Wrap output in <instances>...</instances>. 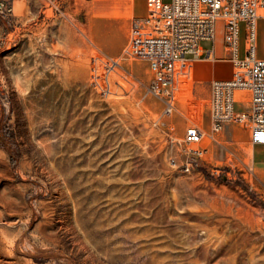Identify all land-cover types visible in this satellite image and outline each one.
Segmentation results:
<instances>
[{
	"label": "rangeland",
	"instance_id": "rangeland-1",
	"mask_svg": "<svg viewBox=\"0 0 264 264\" xmlns=\"http://www.w3.org/2000/svg\"><path fill=\"white\" fill-rule=\"evenodd\" d=\"M6 1L0 264H264L248 124L184 142L190 105L208 113V99L185 91L187 78L169 114L148 92L147 62L122 54L131 0H28L21 15ZM136 5L144 12L145 0ZM256 34L264 58V19ZM96 56L117 63L108 96L92 76Z\"/></svg>",
	"mask_w": 264,
	"mask_h": 264
},
{
	"label": "built area",
	"instance_id": "built-area-1",
	"mask_svg": "<svg viewBox=\"0 0 264 264\" xmlns=\"http://www.w3.org/2000/svg\"><path fill=\"white\" fill-rule=\"evenodd\" d=\"M145 5L146 16L132 23L122 54L147 62L151 75L147 90L164 102L165 112L169 114L175 109L173 104L180 84L190 78L192 59L187 55L197 58L198 42L213 40L216 23L222 24L223 39L233 65L232 75L229 80L211 83L208 129L203 101L190 105L195 112L185 129L184 142L195 145L204 137L213 139L226 124L247 123L251 143L264 144V59L255 56V23L264 9V0H145ZM10 12V2L0 0V14ZM239 22L246 24L241 59L237 57ZM115 65L113 60L93 58L92 76L102 95L110 94L107 75ZM236 97L248 102V109L236 111ZM189 151L193 158H198L203 149ZM190 168L191 164L187 163L184 170Z\"/></svg>",
	"mask_w": 264,
	"mask_h": 264
},
{
	"label": "crops",
	"instance_id": "crops-1",
	"mask_svg": "<svg viewBox=\"0 0 264 264\" xmlns=\"http://www.w3.org/2000/svg\"><path fill=\"white\" fill-rule=\"evenodd\" d=\"M28 0H15V11L18 14L25 12L24 6ZM144 12L138 13L136 0H131V20L140 21L146 16V5H144ZM264 19V9L260 11L259 17L256 19V31L258 22ZM132 23V22H131ZM244 22L238 23V38H237V57L241 59L244 55V37H245ZM257 35V34H256ZM199 56L193 58L187 55L191 60L190 82L185 85V91L189 89L192 95L199 98H207L210 96L211 83L213 81H226L231 78L233 65L229 58V50L223 39V29L220 22L216 23V29L213 40H200L198 42ZM256 56V52H255ZM257 58V57H256ZM264 59V58H258ZM237 94V93H236ZM240 100V98L236 101ZM242 101V100H241ZM236 103V102H235ZM236 111H238L235 108ZM244 111V110H243ZM207 113V112H206ZM208 116V114H207ZM208 129V124L206 125ZM250 137V134H249ZM208 137H204L198 144L205 142ZM205 147V146H202ZM252 173L255 177L257 186L264 188V144H257L253 150L252 156ZM258 189V187L256 188ZM259 190V189H258ZM260 191V190H259Z\"/></svg>",
	"mask_w": 264,
	"mask_h": 264
},
{
	"label": "bare ground",
	"instance_id": "bare-ground-1",
	"mask_svg": "<svg viewBox=\"0 0 264 264\" xmlns=\"http://www.w3.org/2000/svg\"><path fill=\"white\" fill-rule=\"evenodd\" d=\"M207 220H208V219H207ZM209 220H211V219H209ZM209 220H208V221H209ZM204 224H205V223H204ZM213 224H214V223H213ZM206 232H207V231H206ZM204 234H205V232H204ZM206 239H207V238H206ZM203 240H204V239H203ZM209 247H210V246H209ZM0 248H1V247H0ZM211 248H212V246L210 247V249H211ZM203 249H204V248H202V251H203ZM205 249H206V248H205ZM216 250H217V249H216ZM214 251H215V249H214ZM203 253H204V252H203ZM0 254H1V253H0ZM208 254H209V253H208ZM211 254H212V253H211ZM211 254H210V255H211ZM201 255H202V254H201ZM212 256H213V255H212ZM210 257H211V256H210ZM0 260H1V259H0ZM1 263H2V262H1Z\"/></svg>",
	"mask_w": 264,
	"mask_h": 264
}]
</instances>
